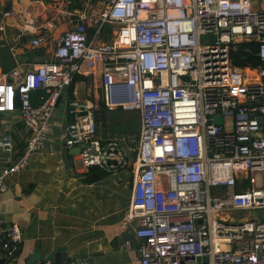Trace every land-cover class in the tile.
<instances>
[{"label":"built area","instance_id":"2783aa9c","mask_svg":"<svg viewBox=\"0 0 264 264\" xmlns=\"http://www.w3.org/2000/svg\"><path fill=\"white\" fill-rule=\"evenodd\" d=\"M51 2L54 18L29 15L26 27L41 30L31 41L39 47L58 19L68 23L52 56L0 73V115L18 112L30 134L22 156L0 173V191L43 148L74 75L100 72L105 105L139 112L138 142L127 148L101 138L98 102L74 97L64 144L80 149L86 169L132 167L134 264H264L263 218H233L264 210V81L247 80L231 57L239 42H258L264 77V8L253 0ZM0 150H17L8 127ZM22 242L20 225L0 220L3 264H20Z\"/></svg>","mask_w":264,"mask_h":264},{"label":"crops","instance_id":"0c3cea01","mask_svg":"<svg viewBox=\"0 0 264 264\" xmlns=\"http://www.w3.org/2000/svg\"><path fill=\"white\" fill-rule=\"evenodd\" d=\"M74 1L77 6L82 2ZM257 3L264 8V0ZM51 5V0H0V73L11 70L16 64L27 65L52 56L54 41L69 27L68 23L58 19L57 28L49 31L47 41L39 47H33L31 41L41 30L26 27L29 15L44 20L54 18ZM259 67L240 68L247 80L260 82L264 77L259 75ZM97 73L95 76L80 74L83 79L75 83L74 97L90 98L98 104L104 102L101 76ZM71 100L66 88L43 148L31 157L26 170L8 179L7 190L0 191V220L4 225L18 223L21 227L20 264L45 260L66 264L76 257L85 259L88 264H134L139 246L134 237L136 222L127 218L133 186L132 168L105 171L107 175L98 181L90 178L78 147L67 148L64 144V131L71 121ZM97 126L101 138L114 137L101 133V121L97 120ZM6 127L15 137L17 150L11 157L6 154L0 157V173L6 164L22 156L30 137L18 112L2 116L1 134ZM125 138L128 145L121 142L131 147L137 144L139 133L131 132ZM84 177H89L91 183L82 181ZM242 217L233 215L235 219ZM116 236L119 242L113 247L111 243ZM126 241H131L129 247L125 246Z\"/></svg>","mask_w":264,"mask_h":264},{"label":"rangeland","instance_id":"374dc122","mask_svg":"<svg viewBox=\"0 0 264 264\" xmlns=\"http://www.w3.org/2000/svg\"><path fill=\"white\" fill-rule=\"evenodd\" d=\"M254 6H258V0H253ZM96 113L101 121L102 129L101 133L113 135L114 137L119 138L120 140H123L126 144V136L133 133H139L140 135V129H141V118L140 114L136 110H127L122 107L117 108H110L108 106L101 105V102L99 103V107L96 109ZM123 144V143H122ZM128 145V144H127ZM124 147H126L124 145ZM8 155L11 157L10 154L4 153L3 151H0V157ZM11 161V158L9 159ZM7 166V164L5 165ZM258 180H261V175H257ZM215 192L216 190L213 189ZM236 215L245 216V217H258V218H264V210H256V211H240L236 212Z\"/></svg>","mask_w":264,"mask_h":264},{"label":"trees","instance_id":"16d2710c","mask_svg":"<svg viewBox=\"0 0 264 264\" xmlns=\"http://www.w3.org/2000/svg\"><path fill=\"white\" fill-rule=\"evenodd\" d=\"M231 57H232L233 63L239 67H246V66L257 67L261 65L262 63L260 55H259V43L255 41L239 42L237 44V48L231 52ZM10 65H11V62H10ZM5 71L8 72L7 70ZM82 79H83L82 75L75 74L72 82L67 87V93H68V97L70 100L74 98L75 83ZM40 94H41L40 91L33 93V104L34 105H38L39 103L38 96ZM101 105H104L103 101H101ZM1 118H2V115H0V134H1ZM96 118L98 121H100V118L98 117V115L96 116ZM87 173L93 181L101 180L107 175L105 171L101 170L98 167L89 168Z\"/></svg>","mask_w":264,"mask_h":264},{"label":"water","instance_id":"95a60500","mask_svg":"<svg viewBox=\"0 0 264 264\" xmlns=\"http://www.w3.org/2000/svg\"><path fill=\"white\" fill-rule=\"evenodd\" d=\"M46 59H47L46 57H42V58H40L39 60H35V62H36V63H41V62L45 61ZM221 121H222V117H221V116H217V118H216V122L220 124ZM78 151H80L79 148H78ZM82 181H85V182H89V183H91V179H90L89 177H84V178H82ZM263 221H264V218H263ZM118 242H119V238L116 236V237L113 239L111 245H112L113 247H116V246L118 245ZM206 259H207V258L204 257L203 260L206 261ZM199 260H201V259H199ZM3 262H4V259H0V264H3ZM182 264H196V261H194L192 258H189V259L183 261Z\"/></svg>","mask_w":264,"mask_h":264}]
</instances>
